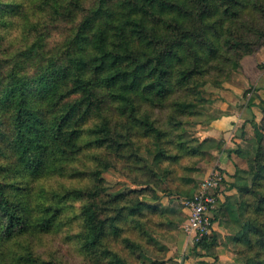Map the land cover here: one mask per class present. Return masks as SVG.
<instances>
[{
	"label": "trees",
	"instance_id": "trees-1",
	"mask_svg": "<svg viewBox=\"0 0 264 264\" xmlns=\"http://www.w3.org/2000/svg\"><path fill=\"white\" fill-rule=\"evenodd\" d=\"M262 48L264 0H0V264H145L173 212L146 196L190 182V118ZM260 111L238 199L212 217L233 226L231 264H264ZM110 169L137 188L110 191Z\"/></svg>",
	"mask_w": 264,
	"mask_h": 264
},
{
	"label": "rangeland",
	"instance_id": "rangeland-1",
	"mask_svg": "<svg viewBox=\"0 0 264 264\" xmlns=\"http://www.w3.org/2000/svg\"><path fill=\"white\" fill-rule=\"evenodd\" d=\"M234 72V71H233ZM233 72L224 79L221 84L218 86H208V95H209V101L202 106L201 109L195 113L194 116L190 118V122L187 124V136L191 138H195V140L200 143V141L206 140L203 143V150L206 152V156L203 160L197 161L196 169L194 172L189 173V176L191 177V180L189 183H185L182 181V179H178L177 184L172 183L171 181H162L161 183V189H158L156 191V199L151 200L150 197L146 196V200L158 204L162 206L163 208H169L173 212H169L168 215L171 219L172 225L167 229V233L163 236L157 235L155 236L154 243L151 244V246L145 250V257H144V263L145 264H152L153 261L155 262H163L160 259L164 258L166 248H163V246L156 242L158 239L160 242H166L169 243L175 242V239L177 237V234L181 231H183V223L186 220V213L181 205V200L185 198V195H181L180 192H183L184 194L187 192H190L191 194H194L198 188L199 182L203 178H205L212 168L218 169L222 174L224 175V179L222 181L221 188L219 189V200L218 203H223L225 199H229L231 202H234L238 199V193L236 189L233 187V184L239 183L242 179L240 177H243V172L240 173L237 177H232L227 171L224 169H221L219 165L222 166V160L225 158L223 157L221 152L218 151L217 147L219 146V142L221 140L217 139H211L208 137L206 133V128L209 125L212 115H214L216 112H221L220 107V101H222L221 94H225L226 96H229L231 91L230 88L228 89L225 87V84L232 79ZM242 91L240 92V96L236 100L235 94L234 97L232 95L230 96V99L228 101L234 102L235 104H238L237 107H243L247 108L248 106L255 104V92L252 89V87L248 88H242ZM226 99V98H225ZM236 101V102H235ZM263 101H259L257 104L260 108L261 103ZM261 112V111H260ZM262 117V113H261ZM260 121V120H259ZM253 130L252 135L249 140L251 143V147L253 146ZM220 139V138H219ZM145 155V154H143ZM148 158V157H147ZM243 161V160H242ZM239 161V166L244 167L247 165L243 161ZM238 162V161H237ZM149 163L152 164L151 158H149ZM220 163V164H219ZM235 167L232 169L234 170ZM156 171H160L159 168L154 167ZM108 189L112 192H118V191H125L128 189L137 188V186L133 185L130 180L121 175L119 172H116L112 169L108 170L103 174ZM182 178V175L180 176ZM167 188V191L164 190ZM168 210V211H170ZM228 216L226 213L220 212L218 214V218L215 222H213V227L215 228V233L217 234L218 238V245L215 249H213V254H217L218 252L220 254H225V264H231L235 259V248L233 244L230 243V241L227 239L229 235H231V231H233L232 224L228 221ZM166 238V239H165ZM165 239V240H164ZM171 246V245H170ZM72 264L76 263V258L74 255L71 257ZM167 261H164L163 263H167Z\"/></svg>",
	"mask_w": 264,
	"mask_h": 264
},
{
	"label": "crops",
	"instance_id": "crops-1",
	"mask_svg": "<svg viewBox=\"0 0 264 264\" xmlns=\"http://www.w3.org/2000/svg\"><path fill=\"white\" fill-rule=\"evenodd\" d=\"M232 75V79L225 84V87L230 88L229 91L231 92L228 94L229 96L221 94L220 97L223 98L220 101L221 112H216L210 117L211 121L206 128V133L211 139L221 140L219 142L222 144L220 154L225 158L222 160V166H219L232 177H235L236 165L239 166V161H242L236 150H250L251 143L249 140L253 130L251 122H259L261 119L260 108L257 104L259 101L264 102V48L253 55L244 57L241 61V67ZM248 87H252L255 92V104L243 108L228 101L231 95L234 97V94L237 100L241 89ZM233 167H235L234 170ZM239 168L240 170L244 169L240 166ZM213 231L216 232L214 227ZM157 241L163 248L167 247L164 251V258L159 260L163 262L168 260L165 264H225V254L222 255L218 252L208 255L202 249L193 250L194 244L187 240L183 231L177 234L175 242H160L158 239Z\"/></svg>",
	"mask_w": 264,
	"mask_h": 264
},
{
	"label": "built area",
	"instance_id": "built-area-1",
	"mask_svg": "<svg viewBox=\"0 0 264 264\" xmlns=\"http://www.w3.org/2000/svg\"><path fill=\"white\" fill-rule=\"evenodd\" d=\"M224 175L216 168L198 184L196 192L190 198L181 200L186 213L183 232L191 243L199 242L204 236L213 232L212 217L219 200Z\"/></svg>",
	"mask_w": 264,
	"mask_h": 264
}]
</instances>
